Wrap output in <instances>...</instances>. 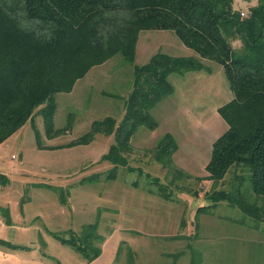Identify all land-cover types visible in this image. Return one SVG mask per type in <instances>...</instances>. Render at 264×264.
Listing matches in <instances>:
<instances>
[{"label":"rangeland","instance_id":"1","mask_svg":"<svg viewBox=\"0 0 264 264\" xmlns=\"http://www.w3.org/2000/svg\"><path fill=\"white\" fill-rule=\"evenodd\" d=\"M257 1L232 4L246 15ZM157 52L197 57L170 30L140 31L133 63L142 65ZM203 62L211 71L168 76L174 91L151 108L154 130L136 127L127 166L102 159L114 133L82 141L94 121L112 117L116 126L124 115L133 65L120 54L89 69L70 92L55 94L52 132L36 111L0 142V240L21 246L0 243V264H127L126 246L135 264H264V222L210 197L238 190L264 209L241 166L221 180L208 178L211 144L227 129L218 107L233 94L222 66ZM167 132L178 147L162 165L154 155ZM93 223L101 241L91 261L53 236Z\"/></svg>","mask_w":264,"mask_h":264},{"label":"trees","instance_id":"2","mask_svg":"<svg viewBox=\"0 0 264 264\" xmlns=\"http://www.w3.org/2000/svg\"><path fill=\"white\" fill-rule=\"evenodd\" d=\"M232 2L0 0V142L36 111L52 132L55 94L70 92L89 69L120 54L133 65L124 115L116 126L112 117L94 121L82 141L96 133H114L115 140L102 159L111 161L115 168L127 166L125 154L136 127L154 130L158 122L150 114L151 108L174 91L168 76L209 72L211 68L203 60H211L222 66L233 97L218 107L227 129L211 144L205 165L208 178L221 180L232 166H241L252 193L264 200V0H258L246 15ZM145 30L172 31L197 57L157 52L148 62L134 64L135 44L139 32ZM177 147L172 134L165 133L156 145L155 160L167 165ZM162 191L159 189L161 196L167 198ZM210 197L213 204L226 200L244 215L264 222V209L238 190ZM60 198L65 200L63 195ZM53 236L87 261L100 254L99 245H95L101 241L96 223L84 225L79 233ZM0 243L21 247L8 241ZM126 251L127 264H135L134 251L129 246Z\"/></svg>","mask_w":264,"mask_h":264},{"label":"built area","instance_id":"3","mask_svg":"<svg viewBox=\"0 0 264 264\" xmlns=\"http://www.w3.org/2000/svg\"><path fill=\"white\" fill-rule=\"evenodd\" d=\"M241 15H243V13L241 12Z\"/></svg>","mask_w":264,"mask_h":264},{"label":"crops","instance_id":"4","mask_svg":"<svg viewBox=\"0 0 264 264\" xmlns=\"http://www.w3.org/2000/svg\"><path fill=\"white\" fill-rule=\"evenodd\" d=\"M169 133V132H168Z\"/></svg>","mask_w":264,"mask_h":264}]
</instances>
